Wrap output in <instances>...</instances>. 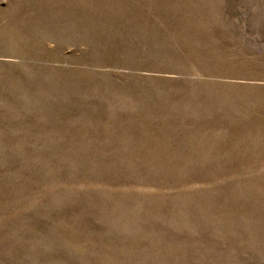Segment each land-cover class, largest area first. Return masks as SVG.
Masks as SVG:
<instances>
[{
  "label": "rangeland",
  "instance_id": "obj_1",
  "mask_svg": "<svg viewBox=\"0 0 264 264\" xmlns=\"http://www.w3.org/2000/svg\"><path fill=\"white\" fill-rule=\"evenodd\" d=\"M0 264H264V0H0Z\"/></svg>",
  "mask_w": 264,
  "mask_h": 264
}]
</instances>
